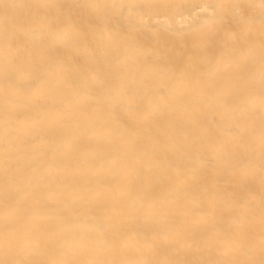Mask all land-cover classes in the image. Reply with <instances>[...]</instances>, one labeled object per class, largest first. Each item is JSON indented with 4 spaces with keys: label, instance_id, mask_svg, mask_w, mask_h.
Returning a JSON list of instances; mask_svg holds the SVG:
<instances>
[{
    "label": "bare ground",
    "instance_id": "6f19581e",
    "mask_svg": "<svg viewBox=\"0 0 264 264\" xmlns=\"http://www.w3.org/2000/svg\"><path fill=\"white\" fill-rule=\"evenodd\" d=\"M0 264H264V0H0Z\"/></svg>",
    "mask_w": 264,
    "mask_h": 264
}]
</instances>
